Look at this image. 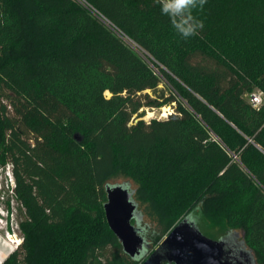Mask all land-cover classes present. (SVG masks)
I'll use <instances>...</instances> for the list:
<instances>
[{
	"label": "trees",
	"instance_id": "trees-1",
	"mask_svg": "<svg viewBox=\"0 0 264 264\" xmlns=\"http://www.w3.org/2000/svg\"><path fill=\"white\" fill-rule=\"evenodd\" d=\"M161 7L0 0V164L22 237L1 264H143L106 219L120 177L160 227L143 231L153 250L193 215L264 264V104L246 98L264 91V51L225 41L264 32V0H207L187 39ZM169 105L179 118H144Z\"/></svg>",
	"mask_w": 264,
	"mask_h": 264
},
{
	"label": "water",
	"instance_id": "water-1",
	"mask_svg": "<svg viewBox=\"0 0 264 264\" xmlns=\"http://www.w3.org/2000/svg\"><path fill=\"white\" fill-rule=\"evenodd\" d=\"M163 118H179L171 112ZM104 210L111 230L118 237L125 253L143 260V264H259L244 243L229 239H213L196 225L197 217L189 215L167 233L152 252L143 235L142 213L129 183H107ZM136 220L135 224L133 220Z\"/></svg>",
	"mask_w": 264,
	"mask_h": 264
},
{
	"label": "rangeland",
	"instance_id": "rangeland-1",
	"mask_svg": "<svg viewBox=\"0 0 264 264\" xmlns=\"http://www.w3.org/2000/svg\"><path fill=\"white\" fill-rule=\"evenodd\" d=\"M242 13V12H241ZM244 34L239 38L227 39L229 46L235 51H240L247 56L252 54H257V52L262 49L264 51V32L261 30H248L243 32ZM216 45L217 42H212ZM230 48V49H231ZM153 65V64H151ZM154 66V65H153ZM155 68V67H154ZM157 71V69L155 68ZM163 85H161L162 87ZM252 92H263V89L260 87H254ZM110 95L109 92H107ZM246 98L249 101L248 94ZM165 113L169 114L171 112H176V108L174 106H164L162 108H147L145 110L144 118L147 120L153 118L164 117ZM110 183H129L130 188L134 190L136 185L134 182L128 180L127 178L120 177L110 181ZM14 186V177L11 173L10 165L1 166L0 164V264L1 262L15 249L19 243L22 241L21 230L19 225V210L18 203L16 198L13 195L12 188ZM138 202V201H137ZM139 204V211L142 213L141 227H144V234L148 239L149 236L154 235L157 236L161 230L158 224L152 220L144 210L143 205ZM136 220H133L135 224ZM203 221L197 217L196 225L205 235L214 234L216 230H211L210 233L207 230H204L202 227ZM241 237V232H239V238ZM165 236L161 239L163 240ZM213 238V237H211ZM217 239V238H213ZM149 240V239H148ZM162 242V241H161ZM152 246L148 248L150 252H152ZM152 249V250H151Z\"/></svg>",
	"mask_w": 264,
	"mask_h": 264
},
{
	"label": "clouds",
	"instance_id": "clouds-1",
	"mask_svg": "<svg viewBox=\"0 0 264 264\" xmlns=\"http://www.w3.org/2000/svg\"><path fill=\"white\" fill-rule=\"evenodd\" d=\"M161 12L170 18L173 28L185 39L198 34L203 22L196 19L193 10L203 8L207 0H157Z\"/></svg>",
	"mask_w": 264,
	"mask_h": 264
},
{
	"label": "built area",
	"instance_id": "built-area-1",
	"mask_svg": "<svg viewBox=\"0 0 264 264\" xmlns=\"http://www.w3.org/2000/svg\"><path fill=\"white\" fill-rule=\"evenodd\" d=\"M248 98H249V102L251 103V105L256 109H259L264 104V93L263 92L248 93Z\"/></svg>",
	"mask_w": 264,
	"mask_h": 264
},
{
	"label": "bare ground",
	"instance_id": "bare-ground-1",
	"mask_svg": "<svg viewBox=\"0 0 264 264\" xmlns=\"http://www.w3.org/2000/svg\"><path fill=\"white\" fill-rule=\"evenodd\" d=\"M163 115H167V113H165V112H164V114H163Z\"/></svg>",
	"mask_w": 264,
	"mask_h": 264
},
{
	"label": "flooded vegetation",
	"instance_id": "flooded-vegetation-1",
	"mask_svg": "<svg viewBox=\"0 0 264 264\" xmlns=\"http://www.w3.org/2000/svg\"><path fill=\"white\" fill-rule=\"evenodd\" d=\"M165 264H168V262H165Z\"/></svg>",
	"mask_w": 264,
	"mask_h": 264
}]
</instances>
